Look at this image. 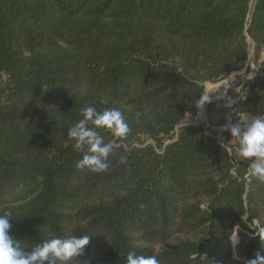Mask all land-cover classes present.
Masks as SVG:
<instances>
[{
    "label": "trees",
    "instance_id": "trees-1",
    "mask_svg": "<svg viewBox=\"0 0 264 264\" xmlns=\"http://www.w3.org/2000/svg\"><path fill=\"white\" fill-rule=\"evenodd\" d=\"M248 39L262 58L236 97L254 116L264 114V0H0L10 234L26 247L89 234L73 264H126L129 250L159 264L264 255V182L236 144L230 155L203 124H183L206 83L242 70ZM85 105L119 108L130 127L122 140L103 133L115 146L99 174L75 168L67 141Z\"/></svg>",
    "mask_w": 264,
    "mask_h": 264
},
{
    "label": "clouds",
    "instance_id": "clouds-1",
    "mask_svg": "<svg viewBox=\"0 0 264 264\" xmlns=\"http://www.w3.org/2000/svg\"><path fill=\"white\" fill-rule=\"evenodd\" d=\"M47 92L48 86L40 85ZM225 98V92H220L216 99ZM210 101V93H202L196 101L195 107L202 110ZM235 100L230 98L222 105L226 109H233ZM80 119L73 123L67 131V141L81 158L75 163L78 170L84 169L92 173H103L110 167L109 156L114 150L112 140L105 141L104 132L112 137L126 139L130 127L119 108H105L98 110L94 105H85L80 110ZM190 113H185L187 122ZM218 131L229 133L237 145V155L248 163L247 174L259 182H264V114L249 116L241 114L235 121L228 120ZM121 164L126 157L121 156ZM11 211L0 212V264H73L82 256L89 244L90 235H69L67 237L53 236L40 243L26 247L10 234L12 225ZM236 236L232 240L235 242ZM264 246V242H261ZM126 264H159L156 255H137L134 250L126 254ZM246 264H264V255L257 252L254 258Z\"/></svg>",
    "mask_w": 264,
    "mask_h": 264
},
{
    "label": "rangeland",
    "instance_id": "rangeland-1",
    "mask_svg": "<svg viewBox=\"0 0 264 264\" xmlns=\"http://www.w3.org/2000/svg\"><path fill=\"white\" fill-rule=\"evenodd\" d=\"M248 46V56L242 70L231 74L227 78L216 83H206L204 85V91L210 93V101L212 100L213 102L209 103L208 105L206 103L202 110L196 109L195 114L190 113L187 122L185 119L183 120V124L186 125L196 123L203 124L204 129L208 133L214 135L218 143L222 145L230 155L233 154L232 147L234 146L235 142L231 139L229 133H220L218 129L228 120L235 121L241 117L236 94L243 83L251 80L258 74L257 63L261 60L262 54L255 49L254 44L249 39ZM251 76L253 77L249 79ZM222 91L225 92V98L223 99L226 100L230 98L236 101V103L233 105V109L224 108L222 105L225 103V100L222 101V99H216V97ZM179 127L181 126H178L176 131L179 129ZM256 225L258 224L256 223Z\"/></svg>",
    "mask_w": 264,
    "mask_h": 264
},
{
    "label": "water",
    "instance_id": "water-1",
    "mask_svg": "<svg viewBox=\"0 0 264 264\" xmlns=\"http://www.w3.org/2000/svg\"><path fill=\"white\" fill-rule=\"evenodd\" d=\"M211 102H213V101H212V100L209 101V102L207 103V105H208L209 103H211ZM196 124H200V123H196ZM196 124H191V125H196Z\"/></svg>",
    "mask_w": 264,
    "mask_h": 264
},
{
    "label": "built area",
    "instance_id": "built-area-1",
    "mask_svg": "<svg viewBox=\"0 0 264 264\" xmlns=\"http://www.w3.org/2000/svg\"><path fill=\"white\" fill-rule=\"evenodd\" d=\"M254 76H255V74H254ZM253 76H251L249 79H251ZM217 140V139H216Z\"/></svg>",
    "mask_w": 264,
    "mask_h": 264
}]
</instances>
